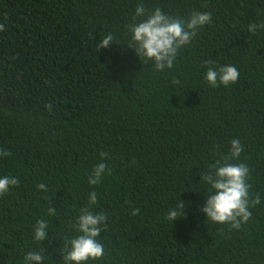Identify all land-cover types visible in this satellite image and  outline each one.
<instances>
[{"label": "trees", "instance_id": "trees-1", "mask_svg": "<svg viewBox=\"0 0 264 264\" xmlns=\"http://www.w3.org/2000/svg\"><path fill=\"white\" fill-rule=\"evenodd\" d=\"M137 2L0 0V174L19 178L0 196V264L35 247L31 225L49 206L44 249L60 264L55 250L92 190L107 217L99 264H264V29L247 31L264 21V0H143L177 17L212 14L161 72L123 45ZM107 32L117 41L99 50ZM209 60L235 65L238 81L208 85ZM233 138L261 198L239 230L201 211V177ZM100 162L110 174L89 186ZM180 192L186 215L170 224Z\"/></svg>", "mask_w": 264, "mask_h": 264}, {"label": "clouds", "instance_id": "clouds-1", "mask_svg": "<svg viewBox=\"0 0 264 264\" xmlns=\"http://www.w3.org/2000/svg\"><path fill=\"white\" fill-rule=\"evenodd\" d=\"M211 20L212 14L207 11H194L187 18L177 17L165 13L159 7L149 10L143 0H138L127 25L123 45L133 49L140 62L151 63L157 72L170 70L178 53L188 47L197 33ZM261 29H264V21L260 20L247 27L252 35ZM0 30H3V25H0ZM114 40L117 41L115 35L107 32L96 42V46L99 50L107 49ZM206 64L204 80L213 88L229 87L239 79L240 73L235 65L214 64L211 60L206 61ZM243 151L241 140L231 139L227 153L215 160L201 177L205 195L201 211L205 220L213 224H228L234 230H239L241 225L247 223L252 216L251 209L261 203L258 195L254 198L250 196V169L240 160ZM7 155L9 153L0 152V157ZM107 174H110V169L105 163H98L88 175V185L100 184ZM18 186V177L0 174V196ZM36 189L44 193L49 191L44 183L37 184ZM181 193L183 192L175 198L174 206H169L164 214V220L170 224L186 215V203L179 198ZM97 197V191L88 192L87 204L79 209L71 225L72 233L64 236L62 246L55 250L61 256L60 264H99L103 260L105 245L100 237L107 227V217L103 212L94 210ZM138 211L139 209H133L132 214L136 215ZM55 215L56 210L49 206L43 216L35 219L31 225V241L35 247L29 246L31 250L23 253L20 264H47L50 255L45 253L44 242L49 240L51 225L46 217Z\"/></svg>", "mask_w": 264, "mask_h": 264}]
</instances>
